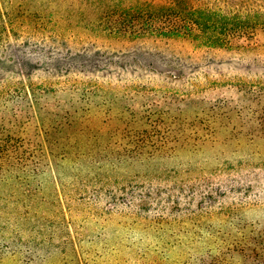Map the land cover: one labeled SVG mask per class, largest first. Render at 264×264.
Wrapping results in <instances>:
<instances>
[{
    "label": "rangeland",
    "instance_id": "obj_1",
    "mask_svg": "<svg viewBox=\"0 0 264 264\" xmlns=\"http://www.w3.org/2000/svg\"><path fill=\"white\" fill-rule=\"evenodd\" d=\"M177 1L0 0V117L15 103L21 106L22 116L28 118L32 109L25 96L36 91L39 104L53 106L54 95L50 92L54 88L66 89L79 100L92 94L87 101L90 104L83 105L90 109L76 116L97 131L102 119L115 117L107 112L111 108L116 111L135 104L147 111L165 107L176 111L181 98L193 105L200 97H215L220 89L222 93H234L235 89L228 90L230 86L249 85L264 75V59L254 52L201 48L199 39L193 37H137L110 31L109 22L115 26L123 21L120 13L130 10L133 14L137 9L145 14L138 22L177 26ZM184 2L226 14L264 12V0ZM106 11L118 14L101 18ZM15 55L18 57L14 60ZM97 104L99 108H95ZM254 137L224 140L206 149L207 160L220 168L218 175L212 173L216 175L211 199L189 196L177 206V159L157 161L144 169L128 168L129 175L114 184L120 209H127L128 204L151 210L148 218L126 216L136 217L140 223L155 218L160 223H171L167 231L176 236L167 239L175 241V247L170 255L166 254L163 264H177V207L185 215L190 210L204 214L193 218L196 223L204 222L203 232L215 219L201 207L236 210L235 214L249 226L264 230V137ZM198 162L202 163L200 159ZM36 171L27 172L26 178L24 170L15 171V178L0 181V246L8 247L18 258H29L28 254L35 250L39 255L34 264H66L73 256L66 241L69 205L61 186L58 200L51 169L41 167ZM70 207L73 213L79 209ZM68 230L78 244L82 230L70 225ZM137 245L143 250V245ZM181 252L185 256L186 252ZM155 254L158 253L153 250L144 253L149 261Z\"/></svg>",
    "mask_w": 264,
    "mask_h": 264
},
{
    "label": "trees",
    "instance_id": "obj_2",
    "mask_svg": "<svg viewBox=\"0 0 264 264\" xmlns=\"http://www.w3.org/2000/svg\"><path fill=\"white\" fill-rule=\"evenodd\" d=\"M130 12L119 14L123 21L118 25L109 22L110 31L137 37H193L199 39L201 48L254 52L264 59V12L226 14L178 0L177 26L138 22L145 16L142 9ZM117 14L106 11L101 18ZM148 17L152 19L151 13ZM229 89H235L234 93L220 89L215 97H200L193 105L181 98L176 111L170 107L147 111L135 104L116 111L111 108L107 112L115 117L102 119L97 131L77 117L90 109L87 101L92 94L79 100L66 89L54 88L50 93L55 103L50 106L39 104L35 91L25 96L32 109L30 117H23L21 106L15 103L0 117V181L13 179L15 171L24 170L26 178L27 172L37 173L38 168L51 169L58 200L61 186L69 205L68 224L82 230L75 244L65 223L66 241L73 249L66 264H163L175 247V241L167 239L176 236L167 231L171 223H160L159 218L140 223L136 217L126 216L148 218L151 210L128 204L127 209H120L114 184L129 175L128 168L144 169L157 161L177 159V206L189 196L211 199L212 182L220 168L207 160L206 149L224 140L264 137V75L249 85ZM70 206L79 209L73 213ZM201 210L215 219L206 232L201 230L204 222L193 219L204 214L190 210L185 215L177 207V264H264V230L249 226L236 210ZM137 243L144 246L143 250ZM148 250L158 253L151 261L144 255ZM38 255L32 250L29 258H18L8 247L0 246V264H34Z\"/></svg>",
    "mask_w": 264,
    "mask_h": 264
}]
</instances>
